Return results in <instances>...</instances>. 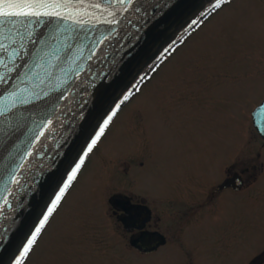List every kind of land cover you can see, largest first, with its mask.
<instances>
[{"label": "rangeland", "instance_id": "obj_1", "mask_svg": "<svg viewBox=\"0 0 264 264\" xmlns=\"http://www.w3.org/2000/svg\"><path fill=\"white\" fill-rule=\"evenodd\" d=\"M225 3L116 113L24 264H251L264 245V148L261 171L248 117L264 98V0ZM229 153L250 163V188L223 192L215 210L183 233L184 248L126 250L105 214L110 195L133 191L156 206L207 191Z\"/></svg>", "mask_w": 264, "mask_h": 264}, {"label": "water", "instance_id": "obj_2", "mask_svg": "<svg viewBox=\"0 0 264 264\" xmlns=\"http://www.w3.org/2000/svg\"><path fill=\"white\" fill-rule=\"evenodd\" d=\"M210 1L132 0L121 5L117 0H83L89 13L83 16V23L47 17L25 22L37 36L47 39L54 34L55 39L49 40L47 47L24 41L29 50L26 59L31 62L34 55H41L45 67L37 70L39 76L34 79L31 74L26 77L28 69L21 67L20 80L13 83L28 90L26 98L35 92L41 99L18 107L12 126L0 117V237L11 251L22 248L39 226L47 206L67 179L70 165L87 151L90 137L99 131L106 115L116 111L134 81ZM96 3L101 9L89 7ZM105 6L114 13L116 23L107 22L112 16L104 11ZM20 30L23 33L24 29ZM53 53L59 55L58 61ZM4 73L0 67V74ZM112 83L116 87L103 89L101 104L102 85ZM4 91L5 86L0 85V95ZM251 115L256 130L264 128V101ZM45 119L53 123L37 140ZM29 152L31 155H26ZM13 175L19 184L12 182ZM233 182V187L239 188L240 178ZM130 207L143 212V222L149 218L145 206ZM122 223L128 226L125 219ZM130 243L149 252L163 243V237L145 231Z\"/></svg>", "mask_w": 264, "mask_h": 264}, {"label": "snow or ice", "instance_id": "obj_3", "mask_svg": "<svg viewBox=\"0 0 264 264\" xmlns=\"http://www.w3.org/2000/svg\"><path fill=\"white\" fill-rule=\"evenodd\" d=\"M118 3L124 5L125 3L131 4L132 0H117ZM225 0H216L215 7L219 8ZM89 7L99 10L102 5L96 3ZM104 11L107 12L112 19L107 21L108 23H116L115 15L109 10L108 6L104 7ZM88 11L84 7L83 0H0V67L5 69L4 74H0V85L5 86V91L0 95V117L4 118L6 124L11 125V122L16 118V109L21 105H26L34 100L41 99V96L35 92L30 93L27 98L24 93L27 89H22L19 84L13 83L14 80H20L19 69L21 67L27 68L28 72L24 75L27 77L31 74V78L39 76V71L44 70L45 64L43 56L34 55L31 62L26 59L28 55V48L25 44V40L32 45L37 43L48 46L49 40H54L55 35H50L47 39L42 36H37L34 30L30 29L26 21H30L31 18H36L39 22L40 18H56L57 20H71L74 23H83V16L88 15ZM21 28L24 29L21 33ZM41 49L40 51H42ZM23 53V55H21ZM53 57L58 61L60 59L58 54L53 53ZM17 61H23L22 64H17ZM15 73V75H12ZM23 83V81H20ZM116 87L115 83L109 85H102L100 92V102L104 101V88ZM47 95V94H45ZM128 97L125 96L124 100ZM119 104L116 105L118 109ZM116 115L115 110L111 111V114H107L103 119L102 125L99 127V131H96L94 135L90 137V142L87 144V151L83 155L79 156L70 165V171L67 173V179L63 180L59 186V191L52 200L51 204L47 206L46 212L43 214V219L40 220L39 226L35 228V231L31 233L30 238L27 239V243L21 247H17L16 251H11L6 243L4 237H0V264H24L25 258L32 250L33 245L37 242V237L40 235L41 230L44 228L49 217L57 210L58 205L64 197L66 191L69 189L72 182L77 178L78 172L85 164V159L93 151L94 146L100 140L101 135ZM53 123L51 119H45L41 122V131L36 136V139L43 135L45 132L43 129H48ZM257 123H260L258 121ZM257 131L264 134V128H259ZM31 155V153H26ZM11 175V174H10ZM12 182L19 184V181L12 176ZM4 204L7 205L8 201L5 200ZM123 208V212L126 214L123 218L129 229H142L143 217L138 209L130 206L120 205ZM251 264H260V261L264 260V245H262L258 251H253L251 254Z\"/></svg>", "mask_w": 264, "mask_h": 264}, {"label": "flooded vegetation", "instance_id": "obj_4", "mask_svg": "<svg viewBox=\"0 0 264 264\" xmlns=\"http://www.w3.org/2000/svg\"><path fill=\"white\" fill-rule=\"evenodd\" d=\"M253 132L254 130L252 129ZM252 136L255 137L254 141L260 142V150L258 149L259 151L255 154L257 158L260 155L261 149L264 148V140L255 132ZM234 159L236 157L234 158V155H231V153L222 158L220 165L222 174L220 175L219 181L211 185L209 189L207 188V191H195L193 195L185 194L180 197L170 195V197L162 200L161 204L157 205L156 203V206L149 201L148 197L139 195L133 191H130V193L120 191L108 197L107 201L110 204V209L107 214L118 224L119 233H121L120 235L125 238V242L127 243L133 238L140 237L145 231H156L163 234L165 241L163 245L176 244V246L184 248L181 238L183 233L187 231L186 229L192 228L194 224L201 220L202 215L206 217L212 209L215 210L214 207L217 204V200L223 192H240L231 186V182L234 185L233 179L236 175H239L242 180L240 190L247 188L251 184L254 176L250 174V163H240V161L236 163ZM115 199L121 200L123 203L121 205L131 206V204H136L147 207L150 214L149 218L143 222L142 229L133 228L130 230L128 226L122 223L123 217L126 214L123 212L122 207L114 204ZM164 201H167V209L163 206ZM142 215L143 212L141 211Z\"/></svg>", "mask_w": 264, "mask_h": 264}]
</instances>
